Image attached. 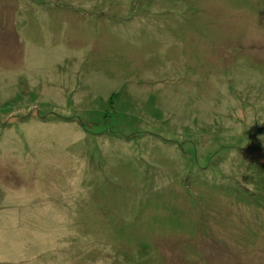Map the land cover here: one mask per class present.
Returning <instances> with one entry per match:
<instances>
[{
    "label": "rangeland",
    "instance_id": "1",
    "mask_svg": "<svg viewBox=\"0 0 264 264\" xmlns=\"http://www.w3.org/2000/svg\"><path fill=\"white\" fill-rule=\"evenodd\" d=\"M1 69L0 264H264V0H0Z\"/></svg>",
    "mask_w": 264,
    "mask_h": 264
},
{
    "label": "crops",
    "instance_id": "2",
    "mask_svg": "<svg viewBox=\"0 0 264 264\" xmlns=\"http://www.w3.org/2000/svg\"><path fill=\"white\" fill-rule=\"evenodd\" d=\"M36 63H38V62H36ZM38 64H40V63H38ZM42 65V64H41ZM37 70H39V71H37ZM1 73H3V70L1 69ZM25 71V72H24ZM26 72H27V74H26ZM29 72H32L33 73V76L32 77H36V76H39V73L38 72H41V70H40V67H38V69L37 68H33L32 66H31V68L30 69H27V68H25L24 70H21V71H19V75H27V77H29L30 78V76H29ZM19 75H17L15 78V80H17L18 78H19ZM34 81H36V80H34ZM26 219H34V216H30V218L29 217H26ZM5 226V224H1L0 225V227H4ZM18 226H19V228H22V226H23V224L21 225V222H19V224H18Z\"/></svg>",
    "mask_w": 264,
    "mask_h": 264
},
{
    "label": "trees",
    "instance_id": "3",
    "mask_svg": "<svg viewBox=\"0 0 264 264\" xmlns=\"http://www.w3.org/2000/svg\"><path fill=\"white\" fill-rule=\"evenodd\" d=\"M41 5V4H40ZM18 16V15H17ZM15 17H16V15H15ZM25 44V43H24ZM2 71L0 70V73H1Z\"/></svg>",
    "mask_w": 264,
    "mask_h": 264
}]
</instances>
